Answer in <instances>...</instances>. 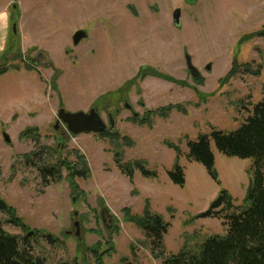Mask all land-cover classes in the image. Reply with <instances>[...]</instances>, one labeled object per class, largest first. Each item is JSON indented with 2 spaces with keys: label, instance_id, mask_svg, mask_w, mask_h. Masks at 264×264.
Segmentation results:
<instances>
[{
  "label": "rangeland",
  "instance_id": "374dc122",
  "mask_svg": "<svg viewBox=\"0 0 264 264\" xmlns=\"http://www.w3.org/2000/svg\"><path fill=\"white\" fill-rule=\"evenodd\" d=\"M263 28L264 0H0V56L9 55L0 57L8 68L0 74V195L8 205L1 229L46 264H98L95 250L106 252L103 264H159L130 219L145 209L169 224L166 254L223 235L222 218L198 214L222 188L243 205L252 160L213 148L215 181L186 156V143L212 128H235L263 98L264 37L255 34ZM79 29L86 35L73 44ZM16 41L15 53L39 51L34 70L15 57ZM145 68L173 79L141 76ZM92 107L106 131L73 134L56 123L59 108ZM171 143L179 147L182 186L167 175L176 159ZM118 162L157 175L137 168L129 177ZM46 165L60 176L43 177ZM75 165L86 174L70 175Z\"/></svg>",
  "mask_w": 264,
  "mask_h": 264
},
{
  "label": "trees",
  "instance_id": "16d2710c",
  "mask_svg": "<svg viewBox=\"0 0 264 264\" xmlns=\"http://www.w3.org/2000/svg\"><path fill=\"white\" fill-rule=\"evenodd\" d=\"M256 35L264 37V28L255 32ZM14 53L18 50V42L13 45ZM4 54H8L5 50ZM26 68L31 69L30 65ZM7 66L0 68V74L7 71ZM235 71V62L227 74L221 77V82H226ZM161 76L171 80L168 75H161L152 68H145L141 76ZM176 159L170 169L167 170L169 179L179 186L185 183L183 167L178 162L180 156L179 147L171 143ZM186 156L204 166L208 175L218 181L215 168L214 149L226 156L238 158H251L252 174L248 183L244 204L237 205L233 197L226 189H220L217 196L209 206L198 214V217H219L226 225L223 235H211L206 237L197 247H183L175 253L164 252L162 240L168 229L161 215L145 209L140 216H131L144 231L151 250L161 261L159 264H264V84L263 98L251 103L247 109V116L235 128L222 130L212 128L209 132L199 134L195 139L186 143ZM119 170L125 175L132 177L134 170L139 169L144 176L154 177L156 170H148L142 164L136 162H118ZM72 166L70 175L83 176L85 170H76ZM43 177L56 178L59 170L55 166L41 167ZM60 176V175H59ZM72 178L69 177V180ZM14 221L27 231V226L19 219ZM24 241L26 238H23ZM26 243V241H25ZM97 252L98 264H103L102 255L106 252ZM0 264H46L44 259L35 256L25 246H21L16 235L9 234L0 229Z\"/></svg>",
  "mask_w": 264,
  "mask_h": 264
},
{
  "label": "water",
  "instance_id": "95a60500",
  "mask_svg": "<svg viewBox=\"0 0 264 264\" xmlns=\"http://www.w3.org/2000/svg\"><path fill=\"white\" fill-rule=\"evenodd\" d=\"M180 8L174 9L172 13L173 22L175 25L180 24ZM14 30V26H13ZM86 35L85 31L82 29L77 30L72 35L73 44H77L82 38ZM186 63L190 73L193 76H196V69L191 64L188 56H186ZM137 113L134 114L136 116ZM62 121L66 124L67 130L73 134L81 133V132H103L108 129L104 121L102 120L99 111L97 108L92 107L87 112L82 110L79 111H67L64 108H59L56 118V123ZM112 126V123L110 127ZM56 128V126H54ZM4 139L6 142H9V137L6 133H4ZM8 208L7 203L1 198L0 195V211L6 210ZM76 224V223H75ZM0 229H1V221H0ZM32 231L28 232L25 236H29ZM77 233V232H76Z\"/></svg>",
  "mask_w": 264,
  "mask_h": 264
},
{
  "label": "flooded vegetation",
  "instance_id": "af4514ba",
  "mask_svg": "<svg viewBox=\"0 0 264 264\" xmlns=\"http://www.w3.org/2000/svg\"><path fill=\"white\" fill-rule=\"evenodd\" d=\"M13 32H14V30H13ZM16 52V51H15ZM36 52H37V50H36ZM39 52V51H38ZM37 52V53H38ZM36 53V54H37ZM15 54V57L16 56H20L21 58H22V60H23V62L25 63V65L27 66V65H30L31 66V69L32 70H34V68L36 67L35 66V63H37L38 61H39V58H38V56H36V54L35 55H25V54H20V52L18 53H14ZM3 60H8V58H9V55H7V54H2V56H0ZM6 62V61H5ZM26 70H29L28 68H25ZM6 73V72H5ZM4 74V73H3ZM121 98H122V100H123V106L125 107V108H127L128 110H130L131 112H132V114H133V117H135L134 116V114H135V112H133V105L132 104H130V103H128L127 101H125V98H124V92L123 93H121ZM97 108V107H96ZM97 110H98V108H97ZM99 111V110H98ZM108 118H110L111 119V115H108ZM109 120V119H108ZM61 121V120H60ZM59 123V122H58ZM2 134H3V136H4V131L2 130ZM76 223V222H75ZM76 233V232H75Z\"/></svg>",
  "mask_w": 264,
  "mask_h": 264
},
{
  "label": "crops",
  "instance_id": "0c3cea01",
  "mask_svg": "<svg viewBox=\"0 0 264 264\" xmlns=\"http://www.w3.org/2000/svg\"><path fill=\"white\" fill-rule=\"evenodd\" d=\"M5 46V45H4Z\"/></svg>",
  "mask_w": 264,
  "mask_h": 264
}]
</instances>
